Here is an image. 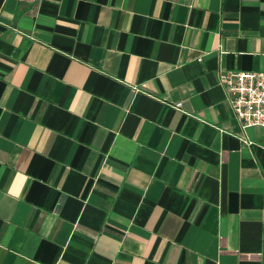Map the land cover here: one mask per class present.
<instances>
[{
	"label": "crops",
	"instance_id": "1",
	"mask_svg": "<svg viewBox=\"0 0 264 264\" xmlns=\"http://www.w3.org/2000/svg\"><path fill=\"white\" fill-rule=\"evenodd\" d=\"M225 70L264 71V0H0V264H264Z\"/></svg>",
	"mask_w": 264,
	"mask_h": 264
},
{
	"label": "built area",
	"instance_id": "2",
	"mask_svg": "<svg viewBox=\"0 0 264 264\" xmlns=\"http://www.w3.org/2000/svg\"><path fill=\"white\" fill-rule=\"evenodd\" d=\"M233 116L243 127L264 128V71L225 70L219 74ZM180 110L181 102L172 105Z\"/></svg>",
	"mask_w": 264,
	"mask_h": 264
}]
</instances>
